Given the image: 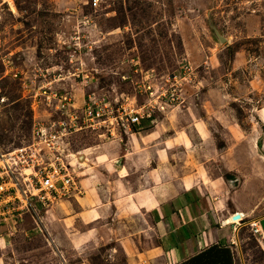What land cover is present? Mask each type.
Instances as JSON below:
<instances>
[{
	"label": "rangeland",
	"instance_id": "obj_1",
	"mask_svg": "<svg viewBox=\"0 0 264 264\" xmlns=\"http://www.w3.org/2000/svg\"><path fill=\"white\" fill-rule=\"evenodd\" d=\"M91 1L0 0V98L5 97L0 100V171L2 155L12 163L9 154L35 142L36 123L64 118L44 92L69 93L79 109L91 95L145 108L151 117L131 131L72 133L56 150L36 145L41 151L30 164L35 170L61 160L70 170L72 153L111 141L124 145L130 132H158L160 158L169 155L176 174L194 166L188 154L200 158L215 144L227 155L224 163L237 169V188L251 186L248 199L263 202L264 0H99L97 7ZM204 135L210 145L202 152L197 145ZM181 136L196 144L184 151ZM73 158L78 162L80 157ZM217 162L193 168L225 166ZM11 166L27 191L26 197L18 189L3 194L11 195L14 204L6 206L13 208L0 225V264L80 261L71 249H57L40 224V212L56 200L42 204L32 199L27 207L26 198L37 194L28 180L23 183L27 178L35 182L33 168ZM231 166L223 173L226 180L238 178ZM19 198L25 205L17 210ZM263 215L264 204L251 219ZM238 234L237 264H262L259 235L250 225Z\"/></svg>",
	"mask_w": 264,
	"mask_h": 264
},
{
	"label": "crops",
	"instance_id": "obj_2",
	"mask_svg": "<svg viewBox=\"0 0 264 264\" xmlns=\"http://www.w3.org/2000/svg\"><path fill=\"white\" fill-rule=\"evenodd\" d=\"M143 133H128L124 145L111 141L77 152L78 162L67 158L76 190L40 212L50 242L80 256L75 264H181L212 246L230 249L237 264L238 230L252 228L256 220L264 256V215L251 219L264 201L248 199L254 191L249 185L237 188V169L224 163V150L214 144L211 154L187 156L193 167L208 161L225 166L176 174L172 158H160L158 132ZM180 139L184 151L196 144L189 136ZM205 145H210L207 135L197 146L203 152ZM229 165L238 178L224 179ZM235 214L241 217L238 224Z\"/></svg>",
	"mask_w": 264,
	"mask_h": 264
},
{
	"label": "built area",
	"instance_id": "obj_3",
	"mask_svg": "<svg viewBox=\"0 0 264 264\" xmlns=\"http://www.w3.org/2000/svg\"><path fill=\"white\" fill-rule=\"evenodd\" d=\"M90 3L93 7H97L99 5V0H92ZM13 76L17 77L18 74L15 73ZM43 94H49L46 95L49 98L48 102L55 101L57 104L56 110L59 111L61 115L64 116V118L60 121L48 120L46 122L36 123L33 132L35 142L29 144L27 147L15 150V154L17 153L15 156L14 153L9 154V159H11L12 163H10L8 159H5V155H2L1 162L3 166L1 167L2 172L0 171V225L2 222L4 223V217L7 213H10V210L13 208H6V206L14 204L11 203V195H7L5 198H3V194L8 192L10 189H18L21 193L23 192V196L25 195L26 197L27 189H22L21 182L17 177H15L14 171L12 170V164H27L34 170L35 182L32 181V178L31 181L30 178H27L24 179L23 182L25 183L26 180H28L30 185L34 188L33 190L37 191L35 196H29V198H26L27 207L30 206L32 199H36L42 204L52 203L55 200L57 201L58 199L67 195L72 190H76V183L70 173L69 166H66L62 160L61 164H50L49 168H47V166H41V164H38L37 170H35V165H30L37 156V153L41 151V148H39L40 150L36 149V145L41 144L50 150H56L57 144L64 142V138L72 133L89 128H106L108 132H111V130L114 131L116 129L118 131L120 129H124L125 132L131 131V127L135 124H139L140 121L144 119V117H151V112H147L145 108L136 110L134 108L128 107V105H124V103H121L120 100H116L115 104H111V100L106 97L96 98L90 95L89 103L83 108L79 109L77 106H75V104L72 103L69 93L50 91V93L44 92ZM0 100L2 102L5 101V97L2 96ZM56 160H59V158ZM3 174L5 176H3ZM4 177L7 179L9 178V181H2ZM9 182L12 183L11 188L7 186ZM22 203L23 201L19 198L17 210ZM23 205L25 204L23 203ZM256 225V222L252 223V228L255 233L258 232Z\"/></svg>",
	"mask_w": 264,
	"mask_h": 264
},
{
	"label": "trees",
	"instance_id": "obj_4",
	"mask_svg": "<svg viewBox=\"0 0 264 264\" xmlns=\"http://www.w3.org/2000/svg\"><path fill=\"white\" fill-rule=\"evenodd\" d=\"M181 264H233L231 250L212 246Z\"/></svg>",
	"mask_w": 264,
	"mask_h": 264
},
{
	"label": "water",
	"instance_id": "obj_5",
	"mask_svg": "<svg viewBox=\"0 0 264 264\" xmlns=\"http://www.w3.org/2000/svg\"><path fill=\"white\" fill-rule=\"evenodd\" d=\"M239 218H240V215L237 214V215H235L234 220H237V219H239Z\"/></svg>",
	"mask_w": 264,
	"mask_h": 264
},
{
	"label": "bare ground",
	"instance_id": "obj_6",
	"mask_svg": "<svg viewBox=\"0 0 264 264\" xmlns=\"http://www.w3.org/2000/svg\"><path fill=\"white\" fill-rule=\"evenodd\" d=\"M76 154H79V153H74V154L72 153L71 156H73V157L76 158V156H75ZM232 219H233V218H232ZM233 221H234V220H233ZM229 222H230V221H229ZM225 223H226V222H225Z\"/></svg>",
	"mask_w": 264,
	"mask_h": 264
}]
</instances>
